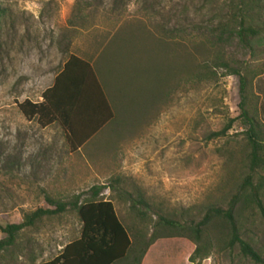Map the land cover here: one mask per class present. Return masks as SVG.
Masks as SVG:
<instances>
[{"label":"rangeland","instance_id":"374dc122","mask_svg":"<svg viewBox=\"0 0 264 264\" xmlns=\"http://www.w3.org/2000/svg\"><path fill=\"white\" fill-rule=\"evenodd\" d=\"M0 8V227L38 207L64 206L21 229L0 250V264L54 257L79 235L71 204L95 187L112 203L134 254L158 236L140 264H195L188 261L194 243L160 218L185 227L210 207H227L246 175L248 125L239 115L237 76L217 67L197 78L194 66L207 48L208 58L215 53L253 76L244 107L262 124L264 0L246 8L258 33L249 47L223 36L213 45L208 32L238 14V0H0ZM69 55L92 63L113 113L78 150L61 122L27 118L18 108L41 101ZM257 173L251 182L261 181L264 206V167ZM240 211L238 236L261 262L219 242L224 228L215 218L201 228L206 255L194 261L264 264V221L255 207Z\"/></svg>","mask_w":264,"mask_h":264},{"label":"trees","instance_id":"16d2710c","mask_svg":"<svg viewBox=\"0 0 264 264\" xmlns=\"http://www.w3.org/2000/svg\"><path fill=\"white\" fill-rule=\"evenodd\" d=\"M251 4H254V0H238V14L236 16L231 15L229 21L216 23L208 30L212 36L211 44L215 45L222 40L223 36L225 40L236 38L239 43L249 47V39L258 34L257 30L251 26L250 18L246 13V8ZM1 13L2 9L0 8ZM107 49L105 48L104 52ZM204 49V53H202L206 57H203L194 66V77L199 78L208 70V74H213L214 68L222 67L226 71L223 75H236L238 78L239 115L248 125L245 131L248 151L243 156L246 175L225 209L220 207L208 208L203 217L194 225L183 227L165 218H160L163 222L161 224L182 230L185 235L181 236L187 235L194 243V248L188 257V261L192 263L198 264V261H194L195 258L203 259L206 255L205 245L200 242L201 228L213 218L218 220L222 229L224 228L222 232L219 231L222 235L221 237L218 236L219 242L224 243L227 248L236 243L242 255L255 262H261L257 253L239 238L237 222L240 210L249 207H255L264 221V206L259 196L262 184L260 180L255 183L251 182V179L257 176L258 170L264 167V139L261 131V126L264 124L253 118L244 107L245 90L251 89L253 76L247 78L246 72L242 74L215 53L208 58V49ZM70 58L78 62L80 66L69 72L63 68L54 76L52 84L42 91L40 102L33 103L24 100L18 104V108L27 118L36 115L46 122L53 120L61 122L68 130L67 139L71 143V149L75 150L85 140V137H78L76 134H84L83 130L87 128H90V131L88 130L90 134L95 132L103 124L112 120L113 113L96 72L87 62L71 55ZM228 127L229 124L225 125L222 130L224 131ZM213 135L217 136L219 133L216 132ZM98 192L99 188L95 187L88 198H83L80 201L75 200L71 204L80 222L78 237L65 243L54 257L38 264L140 263L145 249L158 236L150 234L146 241H142L140 247L136 246L138 243H135L137 252L134 254V244L118 220L112 203L109 200L99 198ZM45 200L48 204H53L49 198L46 197ZM238 203H240V207H236ZM54 206V209L35 208L23 213L19 223H8L0 227V231L5 234V237L0 239V250L11 245L17 233L24 227L31 226L36 219L43 215L62 211L64 208L61 203H55Z\"/></svg>","mask_w":264,"mask_h":264},{"label":"crops","instance_id":"0c3cea01","mask_svg":"<svg viewBox=\"0 0 264 264\" xmlns=\"http://www.w3.org/2000/svg\"><path fill=\"white\" fill-rule=\"evenodd\" d=\"M71 56H73V57H76L77 59H79V60H82V61H84V62H87L88 63V65L93 69V71L95 72V70H94V68H93V65H92V63L90 62V61H88L87 59H83V58H81V57H79V56H77V55H71ZM80 65H79V63L78 62H76L75 60H73L72 58H70V55L65 59V61L63 62V64H62V67H61V69L59 70V72H61L62 70H63V68H64V70L66 69L68 72L69 71H74V69L75 68H78ZM58 72V73H59ZM260 75V74H259ZM263 76H264V72H262V74L260 75V77H261V79L263 78ZM54 78V77H53ZM256 79L257 78H255V79H253V85H254V83L256 82ZM52 82H53V80H52ZM52 84V83H51ZM261 122L264 124V119L263 120H261ZM106 124V123H105ZM105 124H103L101 127H103ZM101 127L99 128V129H101ZM84 129V128H83ZM99 129H97L95 132H93V133H91L90 134V128L88 129H84L83 131L85 132L84 134L83 133H80V135L79 134H76L78 137H85V140L81 143V145H83L85 142H87L88 141V139H90L95 133H97V131L99 130ZM89 130V131H88ZM81 145L79 146V147H81ZM79 147H77L76 148V150H78L79 149ZM46 261V260H45ZM141 261V260H140ZM38 264V263H37ZM117 264V263H116ZM140 264V263H139ZM141 264H143V263H141Z\"/></svg>","mask_w":264,"mask_h":264}]
</instances>
